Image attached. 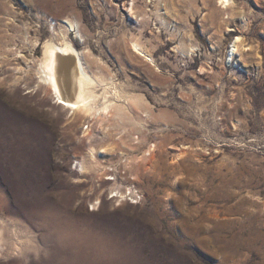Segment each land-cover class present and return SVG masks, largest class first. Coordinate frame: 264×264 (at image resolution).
Returning <instances> with one entry per match:
<instances>
[{
	"label": "rangeland",
	"instance_id": "rangeland-1",
	"mask_svg": "<svg viewBox=\"0 0 264 264\" xmlns=\"http://www.w3.org/2000/svg\"><path fill=\"white\" fill-rule=\"evenodd\" d=\"M65 18L133 100L97 123L37 72ZM0 235V264H264V0H0Z\"/></svg>",
	"mask_w": 264,
	"mask_h": 264
},
{
	"label": "bare ground",
	"instance_id": "bare-ground-1",
	"mask_svg": "<svg viewBox=\"0 0 264 264\" xmlns=\"http://www.w3.org/2000/svg\"><path fill=\"white\" fill-rule=\"evenodd\" d=\"M217 1L222 9L230 8L232 4V0ZM51 30L56 40L49 38L44 41L42 45L43 55L39 61L37 72L41 82L47 85L51 94L54 95L56 99L54 103L63 109H67L72 114L82 113L84 116L94 119L97 123L111 109L121 110L117 103L118 100L133 101L130 95L125 94L118 87L119 85L113 80L112 76L106 77L102 74H94L91 72L92 70L88 69L84 54L89 50L76 49L69 37L72 34L73 38L78 39L79 42L83 43L85 41V36L77 21L68 18L59 19L54 21ZM241 41L240 37H236L231 43L228 62L232 61L238 53L239 48L242 46ZM130 42L134 53L146 61L154 63L149 51L137 38L132 39ZM98 88L101 91H98ZM89 148L93 156L94 149ZM80 167L81 171L85 170L82 163H80ZM2 239L0 235V244Z\"/></svg>",
	"mask_w": 264,
	"mask_h": 264
},
{
	"label": "built area",
	"instance_id": "built-area-1",
	"mask_svg": "<svg viewBox=\"0 0 264 264\" xmlns=\"http://www.w3.org/2000/svg\"><path fill=\"white\" fill-rule=\"evenodd\" d=\"M137 195H138L137 192L136 193L135 192H133V193L129 192V200L131 201V203L137 202V200H136Z\"/></svg>",
	"mask_w": 264,
	"mask_h": 264
}]
</instances>
